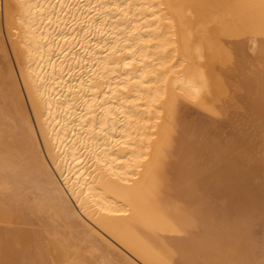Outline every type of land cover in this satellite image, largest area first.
Masks as SVG:
<instances>
[{
	"label": "bare ground",
	"instance_id": "1",
	"mask_svg": "<svg viewBox=\"0 0 264 264\" xmlns=\"http://www.w3.org/2000/svg\"><path fill=\"white\" fill-rule=\"evenodd\" d=\"M0 264H264V0H0Z\"/></svg>",
	"mask_w": 264,
	"mask_h": 264
},
{
	"label": "rangeland",
	"instance_id": "2",
	"mask_svg": "<svg viewBox=\"0 0 264 264\" xmlns=\"http://www.w3.org/2000/svg\"><path fill=\"white\" fill-rule=\"evenodd\" d=\"M212 159V158H211ZM212 160H214V158L212 159ZM208 163H210V162H208ZM213 163H214V161H213ZM210 168H212V165H207L206 167H205V170L203 171V172H205L207 169H210Z\"/></svg>",
	"mask_w": 264,
	"mask_h": 264
}]
</instances>
